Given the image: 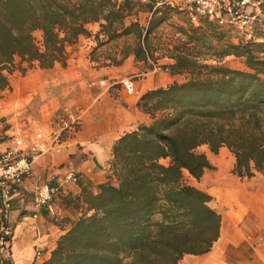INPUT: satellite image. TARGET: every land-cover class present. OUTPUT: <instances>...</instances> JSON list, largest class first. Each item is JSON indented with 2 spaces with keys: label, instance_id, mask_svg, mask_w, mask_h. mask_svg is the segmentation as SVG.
Returning a JSON list of instances; mask_svg holds the SVG:
<instances>
[{
  "label": "trees",
  "instance_id": "obj_1",
  "mask_svg": "<svg viewBox=\"0 0 264 264\" xmlns=\"http://www.w3.org/2000/svg\"><path fill=\"white\" fill-rule=\"evenodd\" d=\"M140 12L149 17L141 21ZM89 21L99 23L97 40L106 36L99 43L124 37L120 57L111 62L132 52L181 81L139 96L150 123L114 142L115 182L86 192L90 213L72 222L41 264H178L185 255L201 256L218 238L219 215L207 206L209 195L186 184L184 174L199 181L211 170L195 151L202 145L214 155L224 147L235 177L264 172V29L256 27L253 39L230 42L215 21L190 23L184 9L168 0H0V96L10 86L8 74L25 70L22 60L41 67L64 62L65 45L89 35ZM163 23L179 37L160 42ZM162 58L171 64L157 66ZM225 58L243 69L222 64ZM2 226L8 233L0 264H13L11 225L0 202Z\"/></svg>",
  "mask_w": 264,
  "mask_h": 264
},
{
  "label": "crops",
  "instance_id": "obj_2",
  "mask_svg": "<svg viewBox=\"0 0 264 264\" xmlns=\"http://www.w3.org/2000/svg\"><path fill=\"white\" fill-rule=\"evenodd\" d=\"M148 17L149 13L140 12L141 21ZM86 27L89 35L81 33L65 45L64 62L55 60L52 66L41 67L36 61L28 66L22 60L20 65L25 70L14 68L8 74L10 86L1 92L0 120L6 124L8 139L0 143V153L16 148L15 141L20 140V148L33 162L32 172L24 176L21 191L11 198L8 211L13 264H41L50 257L59 236L87 212L86 192L94 194L100 184L115 182L110 170L114 142L150 123L148 114L137 104L139 96L147 89L178 83L181 78L154 71L132 52L118 63L111 62V56L120 57L124 37L99 43L106 36L100 33L99 40L95 38L98 21H89ZM224 37L230 42L242 39L227 32ZM19 60L16 56V64ZM156 64L169 65L171 61L162 58ZM126 77L131 78L133 91L122 84ZM66 111L77 112L80 123L52 147L49 137L57 127L56 118ZM195 151L205 155L211 170H205L198 182L189 179L195 189L209 195L207 206L219 215V235L207 253L185 255L178 264H264V183L256 175L235 177L234 159L224 147L216 155L204 145ZM69 170L76 172L75 180L65 178ZM40 183L58 187L53 200L60 212L58 218L44 208L33 217V191ZM223 218L227 225L224 230ZM228 230L237 242L223 240ZM36 251L41 252L39 260L35 259Z\"/></svg>",
  "mask_w": 264,
  "mask_h": 264
},
{
  "label": "built area",
  "instance_id": "obj_3",
  "mask_svg": "<svg viewBox=\"0 0 264 264\" xmlns=\"http://www.w3.org/2000/svg\"><path fill=\"white\" fill-rule=\"evenodd\" d=\"M170 6L183 8L190 23L196 24L199 17L209 21H215L219 26L232 27L239 30L243 40L253 39L256 27L264 29V9H260L263 0H180L178 3L168 0ZM250 10L247 12L245 8ZM255 40H260L255 38ZM154 71H160L154 68ZM122 84L128 91L134 90V84L130 77H126ZM79 115L75 111H66L56 118L57 127L51 133L49 140L52 147H57L63 138L73 133L80 122ZM16 148H9L0 153V202L8 217L11 198L20 193L21 185L25 175L32 172V159L20 148L23 143L16 140ZM67 180H75L76 172L69 170L65 174ZM58 187L49 183L36 185L33 191V217L44 208L51 217L58 218L60 212L53 205L54 197L57 195ZM0 246L4 243V237L8 230L3 226L0 228ZM41 258V252L36 251L35 259Z\"/></svg>",
  "mask_w": 264,
  "mask_h": 264
},
{
  "label": "rangeland",
  "instance_id": "obj_4",
  "mask_svg": "<svg viewBox=\"0 0 264 264\" xmlns=\"http://www.w3.org/2000/svg\"><path fill=\"white\" fill-rule=\"evenodd\" d=\"M248 12V11H247ZM178 19L176 18H173L171 19V22H176L177 23ZM226 29H223L224 31V34L225 32H227V34L230 36V37H237L239 35H241L239 33V30L237 28H235L234 26L232 27H226V26H222ZM159 31V39H160V42L161 41H166L168 38H171L172 36V33L174 30H172V28L170 26H168L166 23H163L161 24L160 28L158 29ZM36 38L39 40L41 38V34L39 32H35L34 33ZM179 37L177 34H174L172 36V38H177ZM226 40H228L227 38H225ZM229 41V40H228ZM256 41H260V40H256ZM107 51V50H106ZM222 64H225L227 67L233 69V68H236V69H243V66L241 64L238 63L237 60L235 59H232V58H225L223 61H222ZM181 81V78L179 80V82ZM5 123H3V120H0V137H4L3 140H6L8 139V136L4 133V127H5ZM15 145H16V142H15ZM9 149V148H8ZM254 175H256V177L262 182L264 183V172H254ZM184 181L186 184L191 185L192 181L189 179V176H187L186 174H184ZM198 182V181H197ZM193 187V186H192ZM10 224V223H9ZM11 225V224H10Z\"/></svg>",
  "mask_w": 264,
  "mask_h": 264
},
{
  "label": "bare ground",
  "instance_id": "obj_5",
  "mask_svg": "<svg viewBox=\"0 0 264 264\" xmlns=\"http://www.w3.org/2000/svg\"><path fill=\"white\" fill-rule=\"evenodd\" d=\"M226 223V221H225V219L223 218V224H224V226H223V230L225 229V227H227V225L225 224ZM223 240L224 241H234V242H237V238H236V236H234L232 233H231V231H229L228 230V234L227 233H223ZM263 250V249H262ZM263 254V253H262ZM192 262V261H191Z\"/></svg>",
  "mask_w": 264,
  "mask_h": 264
}]
</instances>
